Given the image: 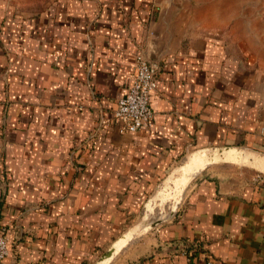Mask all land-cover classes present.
I'll list each match as a JSON object with an SVG mask.
<instances>
[{
    "label": "crops",
    "instance_id": "0c3cea01",
    "mask_svg": "<svg viewBox=\"0 0 264 264\" xmlns=\"http://www.w3.org/2000/svg\"><path fill=\"white\" fill-rule=\"evenodd\" d=\"M221 10L47 0L31 13L0 0V264H101L206 149L264 166V55L233 40L243 32ZM140 53L159 65L152 123L121 132L114 111ZM225 165L202 163L176 213L108 264H264V185Z\"/></svg>",
    "mask_w": 264,
    "mask_h": 264
},
{
    "label": "rangeland",
    "instance_id": "374dc122",
    "mask_svg": "<svg viewBox=\"0 0 264 264\" xmlns=\"http://www.w3.org/2000/svg\"><path fill=\"white\" fill-rule=\"evenodd\" d=\"M198 1H210L214 9L221 8L222 10L219 12H226L229 19V29L235 30L236 28L238 32L239 30L243 32L242 38H240L239 35L237 37L233 36V40L237 39V43L242 41L245 48L259 55H264V0H197V2ZM8 2L19 11L37 13L43 10L47 0H8ZM243 151L252 153V151L248 150ZM259 155L264 157V154ZM183 162L184 161H182L174 172L164 181L162 186L163 189L161 188L160 194L150 203L152 206L150 212L148 214H142L139 221L133 226L134 228H131L132 240L130 244L117 255L115 260H122L125 253L140 246L148 235H150L161 223L169 220L180 208L191 180L200 175V172L203 171L201 170L199 172L198 170L194 172L193 169V172L190 173L194 175L192 176L190 174L189 176L191 179L186 183L185 180L187 177L181 178L182 170L178 169ZM217 163L209 166L214 167ZM222 163H227L229 166H225H228L233 171H243L244 177L252 181L264 179L263 165L252 164L248 160L243 161V159H231ZM173 207L174 210L171 211ZM137 225H139V227ZM113 259L114 257L112 260Z\"/></svg>",
    "mask_w": 264,
    "mask_h": 264
},
{
    "label": "built area",
    "instance_id": "2783aa9c",
    "mask_svg": "<svg viewBox=\"0 0 264 264\" xmlns=\"http://www.w3.org/2000/svg\"><path fill=\"white\" fill-rule=\"evenodd\" d=\"M159 65L147 59L142 53L137 57L133 82L125 95L118 99L114 111L120 123L121 132H135L150 127L153 118L152 94L157 87ZM257 182L264 185V179ZM9 239L5 228L0 225V263L9 255ZM186 264H192L189 260Z\"/></svg>",
    "mask_w": 264,
    "mask_h": 264
},
{
    "label": "bare ground",
    "instance_id": "6f19581e",
    "mask_svg": "<svg viewBox=\"0 0 264 264\" xmlns=\"http://www.w3.org/2000/svg\"><path fill=\"white\" fill-rule=\"evenodd\" d=\"M237 149V148H236ZM204 152V151H203ZM226 153H224V157H226V158H229V155H228V151H225ZM200 153H202V152H200ZM235 153V152H234ZM255 154V153H254ZM253 154V155H254ZM237 156H239V157H242L243 156V153H239ZM258 156V155H257ZM213 157V156H212ZM246 158H247V156H245ZM262 157V156H261ZM209 159L211 160V158L207 155V153L206 152H204V154H201V155H191L189 158H188V160L184 163V164H182L181 166H180V168H178V169H181L182 170V173H181V178H185V177H187V179L185 180V182L187 183L189 180H190V172H193V169H194V172H196V171H198L200 168H201V166H202V163L204 164V165H207L208 164V162H209ZM240 159H243V158H240ZM256 159V158H255ZM257 161V160H256ZM258 163H259V160H258ZM259 164H261V163H259ZM252 167V166H251ZM192 175V174H191ZM194 175V174H193ZM192 175V176H193ZM180 179V178H179ZM175 180H177V179H175ZM163 189V188H162ZM181 194V193H180ZM180 198V197H179ZM153 204V203H152ZM152 209V206H151V204H149L148 205V207H147V210H146V212H145V214H148L149 212H150V210ZM156 210V209H155ZM154 210V211H155ZM174 210V207L171 209V211H173ZM144 225V224H143ZM145 229V228H144ZM139 230V229H138ZM132 236V231L131 232H129L128 234H126V236H124V238L122 239V240H120L119 242H117L116 244H115V246H114V254L118 251V249H120L121 248V246H123V244H124V242L126 241V240H128L130 237ZM113 254V255H114ZM111 259V257H107V258H105V260L103 259V261H102V263L101 264H108V262H109V260Z\"/></svg>",
    "mask_w": 264,
    "mask_h": 264
},
{
    "label": "water",
    "instance_id": "95a60500",
    "mask_svg": "<svg viewBox=\"0 0 264 264\" xmlns=\"http://www.w3.org/2000/svg\"><path fill=\"white\" fill-rule=\"evenodd\" d=\"M225 151H228V149H215V148H209V149H206L205 152L207 153V155L211 158V160L209 159V162L208 164L206 165V167L209 165V164H214V163H217V162H226V161H229L231 160L230 158H226L224 157V153H226ZM244 152V151H243ZM250 152H244V155L247 156L248 158V161L252 164H257V165H261L259 164L257 161H254L255 159L253 157H251L249 155ZM213 156V157H212ZM160 193H158L153 199L157 198L158 195ZM155 225V224H153ZM139 227V225H137ZM134 228V227H133ZM114 247L112 246L109 250H107L105 252V254L103 255V258L101 260H103L104 258H107V257H114L115 255L114 254ZM112 257V258H113Z\"/></svg>",
    "mask_w": 264,
    "mask_h": 264
}]
</instances>
